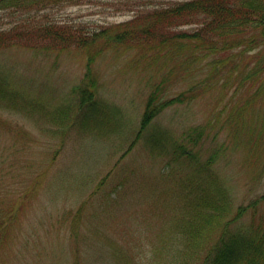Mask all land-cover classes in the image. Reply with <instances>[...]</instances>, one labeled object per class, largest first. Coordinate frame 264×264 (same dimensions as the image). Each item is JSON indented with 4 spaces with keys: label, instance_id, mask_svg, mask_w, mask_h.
<instances>
[{
    "label": "trees",
    "instance_id": "16d2710c",
    "mask_svg": "<svg viewBox=\"0 0 264 264\" xmlns=\"http://www.w3.org/2000/svg\"><path fill=\"white\" fill-rule=\"evenodd\" d=\"M86 1L89 0H0V55L25 47L32 52L31 56L45 58L52 54L66 56L76 49L86 61L83 78L71 88L73 103H54V90L48 91L42 100L33 98L30 84L0 56V109H20L32 118L36 112L43 121L58 126L57 131L50 129L53 134L59 131L66 136L73 128L80 131V137L93 138L96 145L84 148L90 149V165L85 163V170L94 173L100 162H95L91 155L98 160L107 153L113 135L117 134L115 139L128 142L127 148L123 144L124 148L118 151L124 150L123 158L142 143L152 158L180 165L186 171V179L179 181V185L183 182L185 186L174 216L159 224L162 235L158 246L142 236L117 237L112 231L98 232L104 245L99 255L105 264H264V225L256 223L264 206V193L247 205H239L236 219L226 221L233 211V198L225 179L213 169L223 150L229 149L220 142L226 137L230 142L233 138L243 144L240 150L245 152L250 165H255L252 180L264 174V0H125L126 6L134 8V17L100 30L81 29L57 19L51 21L48 15L50 10ZM11 18L14 19L10 21ZM118 50L132 53L131 62L141 65L147 73L142 78L146 79L145 84H140L141 90L147 92L145 107L136 125L127 108L107 98L102 80L94 74L98 60ZM176 89L180 91L172 92ZM46 91L42 90L43 95ZM208 94L216 95L209 102L208 108L213 110L204 124L186 122L183 127L180 122L177 134L160 123L166 111L189 106ZM219 105L216 112L214 108ZM2 122L4 126L9 124L4 119ZM210 136L219 146L203 159L202 148ZM236 148L239 146L233 150L237 151ZM116 170V177L121 180L113 192L119 202L128 181L123 179L125 173H120V167ZM126 170L132 178L137 175L135 170ZM109 182L106 177L94 187L99 199L93 196L91 204L102 207L95 208V216L90 215L97 219L93 223L96 228L119 230L108 225L109 219L130 209L113 210L114 198L109 194L100 196L99 191ZM159 193L155 190L152 194L160 197ZM89 202L86 200L84 205ZM147 206L151 208V204ZM169 207L166 199V208ZM20 210V206L5 199L0 202V245L6 244L15 231H9V227L22 220L18 216ZM246 217H250L248 221ZM68 220V214L63 212L62 228H70ZM72 222L77 228L73 231L83 234L84 217L74 215ZM128 223L126 232L158 226L141 223L136 210L133 221ZM81 241L85 240L81 239L78 246ZM144 248L146 254L141 257ZM157 249L170 253L160 255L158 260ZM60 252L64 253L63 249Z\"/></svg>",
    "mask_w": 264,
    "mask_h": 264
},
{
    "label": "rangeland",
    "instance_id": "374dc122",
    "mask_svg": "<svg viewBox=\"0 0 264 264\" xmlns=\"http://www.w3.org/2000/svg\"><path fill=\"white\" fill-rule=\"evenodd\" d=\"M133 10L134 8L126 6L125 0H89L80 5H64L50 10L48 15L51 21L57 19L81 29L100 30L130 21L134 17ZM12 19L14 18L10 21ZM27 51L28 49L23 47L21 50L7 51L0 56L2 60L12 64L10 67L18 72L23 81L30 84L31 90H35L33 98L42 100L46 98L48 91L54 90L56 95L53 97L54 103H73L71 88L78 85L85 74L86 61L81 52L72 49L66 56L52 54L45 58H35L31 56L30 50ZM133 56L125 50L103 55L94 65V74L102 80L103 91L106 92L107 98L118 106L127 108L136 125L145 107L147 92L141 90L140 84H145L146 79L142 78L147 73L141 65L135 66L131 62ZM42 90H47L44 95ZM179 91L180 89H176L172 92ZM216 94H208L189 106L166 111L160 123L177 134H180L178 128L180 126L177 125L180 122L183 127L186 122L189 125L204 124L209 118V112L213 110L208 108L211 104L209 102L214 100ZM230 94H233V91ZM220 108L221 105L214 109L217 112ZM24 114L8 113L0 109V202L5 199L12 201V205L22 207L18 213L22 221L18 225L9 227V231L15 229L11 234L13 240L4 244L6 250L0 251V264H75L77 259V264H82L90 258L95 259V264H105V260L99 255L104 245L103 242L101 244V235L98 232L112 231L117 237L142 236L146 240H151L153 246H158L159 235H162L158 231L159 224L162 220L172 219L175 206L181 200V192L185 186L183 182L179 185L180 180L186 179V171H183L180 165H169V162L161 158L155 156L152 158L141 142L140 146L123 158L124 150L120 153L118 151L124 148L123 144L127 148L128 142L120 138L115 139L118 137L117 134L113 135L111 140L113 143L107 153H103L98 160L93 154L91 155L95 162H100L94 173V170H85V163L90 165V154H88L90 149L87 148V154L82 153L83 146L96 145L93 138L80 137V131L73 128L66 136L59 131L53 134L50 129L57 131L58 126L43 121L36 112H33V118L27 112ZM2 119L9 124L4 126ZM92 133L96 134V132ZM220 142L228 145L229 149L223 150L213 169L225 179L233 198V211L225 218L229 221L236 219V209L239 205L249 204L251 199L264 192V174L261 175L262 178L252 180L255 165H250L246 160L245 152L240 150L241 147L244 148L243 144H238L233 138L230 142L226 137ZM24 143L27 146H23ZM61 143L64 147H61ZM218 146V141L210 136L202 148L203 159ZM236 146L239 148L234 151ZM22 147L23 151L18 152ZM53 159L57 160L52 162ZM117 166L123 170L120 173H125L123 179L128 181L123 189L124 198L122 201L118 198L119 202H116V193L113 192L121 180L116 177ZM126 167L130 171L135 170L137 175L132 178ZM63 175L66 178L59 189L55 183L58 176ZM106 177L110 182L99 191L100 196L109 194L114 198L116 203L113 204V210L125 207L130 211L124 210L115 219H109L108 225L117 226L119 230L100 229L99 226L92 228L86 234L93 239L81 241L78 246L72 239L73 236L78 240L84 237L71 233L69 228L66 230L61 227L63 210L71 207L76 209L85 200L89 201L88 194L91 192L90 196L94 195L92 193L94 187L99 186ZM135 181H137L136 187H134ZM89 183L92 191L83 193L82 187ZM155 190L160 192V197L152 194ZM20 197H24L25 200H20ZM48 198L52 200L51 203L48 202ZM166 199L169 208H166ZM157 201L159 203L154 205ZM148 204H151V208H148ZM135 210L139 212L141 223L148 226L158 225L157 228L148 230L139 228L126 232L125 228L129 220L134 219ZM260 211L256 223L264 225V206ZM249 218L246 217V221ZM236 223L239 224V220ZM85 243L89 244L87 252L83 249ZM61 246L70 249L68 253H61L59 250ZM157 250L158 260L160 255L165 256L170 253V250ZM145 254L144 248L141 257ZM168 257L170 262L172 254Z\"/></svg>",
    "mask_w": 264,
    "mask_h": 264
}]
</instances>
